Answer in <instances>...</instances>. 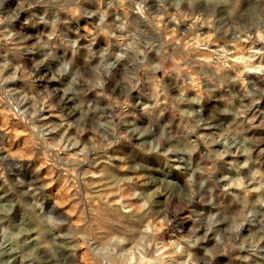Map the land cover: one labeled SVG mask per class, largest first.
Returning <instances> with one entry per match:
<instances>
[{"label":"clouds","instance_id":"obj_1","mask_svg":"<svg viewBox=\"0 0 264 264\" xmlns=\"http://www.w3.org/2000/svg\"><path fill=\"white\" fill-rule=\"evenodd\" d=\"M85 2L0 0V115H8L9 123L15 121L23 127L31 140L30 150L16 151L23 136L17 135L10 142L0 132V179L8 178L6 163L15 165L14 178L30 182L34 195L44 194L43 202L36 207L42 211L47 207L45 220L52 230V238L47 241L32 236L31 231L26 233L30 239L23 243L19 235H8L7 248L0 233V264H81V253L91 264H163L175 257H183L180 264H264V223L257 226L250 219L255 215L264 218V213L255 208L242 211L227 229L228 239L216 235L214 241L208 238L211 226L197 236L200 230L194 229L188 219L192 210L207 211L206 205L196 200L193 176L181 174L187 160L197 159L202 150L195 140L205 139L203 132L188 129L192 146L183 149L162 145L159 137L145 141L143 132L131 139L128 133L134 129L122 131L116 115L104 119L100 105H93L91 100L86 104L74 101L69 96L79 83L78 73L66 75L71 59L52 65V72L46 66L52 53L41 56L34 51L40 43L39 34L49 41L54 39L61 14L78 18L63 21L70 29L79 28V33H69L74 37L73 49L83 43L76 37L83 35L81 26L85 23L98 48H105V37L114 38L119 32L125 44L123 51H117L116 60H125L131 53L135 68L121 79L123 97L106 107L113 113L119 109L120 113L139 114V105L149 107L147 97L141 95L147 91L148 74L161 75L165 57L175 51L171 47L174 43L189 58L190 67L182 71L190 72L193 80L199 78L200 88L208 93L207 97L192 96L197 101L196 110L205 116L213 108L221 112L224 128L215 129L218 136L213 143L220 145L215 159L230 164L239 160L234 176L227 172L220 176L222 182L227 181L224 191L234 188L261 193L264 167L252 166L264 157V0H107L106 4L100 0L99 7L89 4V10L82 12ZM129 5L123 16L114 17L115 24L110 22L111 10ZM38 7L44 11L36 12ZM50 8L53 20L46 31L44 18ZM34 17L39 18L35 23ZM166 27L170 28L167 33ZM100 56L95 79L85 82L103 95L106 81L101 66L107 69L116 65H104L103 51ZM149 56L158 59L149 62ZM173 62L183 65L185 60ZM222 97H229L228 106ZM73 108L75 111L68 114ZM90 113L97 114L91 123L87 119ZM126 118L131 120L132 116ZM139 123H146V117ZM129 154L132 159H128ZM41 159L46 162L43 166L39 164ZM250 167L247 176L242 174ZM49 168L52 174L46 176ZM145 171L152 176L168 172L169 179L179 184L186 180L191 205L176 204L152 219L153 197L142 196L135 186ZM197 171L206 177L199 181L204 187L211 178L208 169ZM62 181L70 199L59 204L54 194ZM154 187L145 185L144 191L151 193ZM93 200L98 203L90 211ZM257 203L264 208V198ZM72 205L74 211L67 212ZM77 217L80 222L73 223ZM129 217H140L141 222L130 228ZM182 232L191 235H180ZM161 236L172 243L161 245Z\"/></svg>","mask_w":264,"mask_h":264},{"label":"rangeland","instance_id":"obj_2","mask_svg":"<svg viewBox=\"0 0 264 264\" xmlns=\"http://www.w3.org/2000/svg\"><path fill=\"white\" fill-rule=\"evenodd\" d=\"M106 4L107 0H103ZM89 4L100 6V0H87L81 6V11L89 10ZM130 5L125 8H117L111 10L109 17L110 22L116 23L114 17L116 15L123 16L130 9ZM44 11L43 8L38 7L36 12ZM39 18L34 17L35 23ZM65 19L73 20L78 19L72 15L65 16L61 14L60 23H58L55 29V37L49 41L47 36L43 33L39 34L41 39L40 43L36 46L34 51L39 55H46L49 52L52 55L46 62V66L50 68L52 72L55 70L51 68L52 65H59L65 60H72L70 65V71L67 76L76 75L79 83L73 86V91L69 93V96L74 101H80L87 103L89 100L93 105H100L99 112L104 119H107L109 115H116L117 122L121 125L122 131L128 129H134L129 132L128 135L131 139H136L141 132L144 133L143 139L148 141L150 139L160 138L162 145H175L178 148H188L192 146L191 133L188 131L190 128H195L197 133L203 132L205 139H196L195 143L200 145L202 150L197 153V159H188L181 170V174L187 177L189 174L193 176L192 187L196 190V200L206 205L207 211H201L199 209L192 210L190 219L192 227L199 229L196 235H201L205 230L211 226V234L209 239H215L216 235H220L222 239H228L229 233L227 229L232 224L233 220L242 211L255 208L260 213H264V208L257 203L260 199L264 198V192L255 193L247 190L240 191L234 188L224 191L223 185L227 181H221L220 176L227 172L229 175H235V169L238 167L239 160H235L230 164L228 160H216L215 153L219 150L220 145L214 144L218 132L215 129L224 128V122L221 118V112L218 108L208 110V115L205 116L201 112L197 111V101L192 99V96L207 97L208 93L200 88V80L197 78L193 80L191 73L182 71L190 67L188 64L187 54L180 48H177L173 43L172 48L175 49L171 55H167L164 59V67L161 75L157 76L155 73L148 74L147 91L141 92L148 99V108H143V105H139L140 113H120L119 109L115 113L106 105L114 103L117 99L123 97L124 89L121 84V79L126 72L133 71L135 68L133 56L131 53H127L125 60L117 61V51H123L125 40L122 38V34L115 33L114 38L105 37V48H98L92 41L93 37L89 33L91 29L88 27V23H85L81 27L84 29L83 35L76 38L83 41L75 49L72 47V35L70 32L79 33V28L70 29L63 22ZM95 19V18H94ZM44 27L47 31L53 20V9L48 10V15L44 18ZM94 22V20H93ZM114 31V28L112 29ZM170 30L169 27L165 28L167 33ZM99 30L97 29V32ZM36 36H33V40ZM47 44V47L44 45ZM106 49V50H105ZM104 52L103 64L107 65L109 62H113L116 66L112 68H103L101 66V72L104 73L103 79L106 81L103 95L99 94V90L93 91L92 86L88 85L85 81L88 79H95V69L98 62L101 59V52ZM73 53L70 57L68 54ZM185 60L183 65L174 64V59ZM158 58L155 56H149V62H153ZM175 69V71H173ZM167 76L168 80L165 81L164 77ZM64 79V77H62ZM92 92L91 97L89 93ZM180 92H184L185 95L181 96ZM111 97V99H109ZM225 106H228L229 97L221 98ZM202 102V101H201ZM3 110L0 109V112ZM75 111V108L69 109L68 114ZM193 113L191 116L189 113ZM51 115H58L52 113ZM96 113H90L87 117L89 123L96 119ZM127 115H131L132 119L128 120ZM121 117H125L121 119ZM141 117H146V123H139ZM10 117L8 115H0V132H3L8 136L10 142H14L17 135H22L23 139L20 144L17 145L16 151H23L24 149L31 148V140L26 135V130L23 127L17 126V123L13 121L9 123ZM206 128H211L213 131L206 132ZM11 147V143L7 145ZM139 149V145L133 146ZM30 154V152H29ZM132 155L129 154L128 159H132ZM259 163L252 167H264V157L258 158ZM46 162L39 160L40 166H43ZM8 173L7 179H0V233L5 237L6 248L10 245L7 242V236L19 235L20 243L24 240L30 239L26 233L31 231L32 236L37 237L41 241H47L52 238V230L46 223L45 217L48 214V209L44 206L43 211L36 207V203H42L44 200V194L42 192L34 195V189L29 188L30 182H20L15 179V165L6 163L4 165ZM207 168L208 175L211 177L207 179L204 187H200L199 181L206 178L202 176L197 169ZM250 169L242 170V174L248 175ZM52 169L46 170L45 175H51ZM68 176L64 174V180H67ZM145 185H154L151 193L144 191ZM140 191L142 196L153 197V213L152 219L156 216L162 215L176 204H188L191 205V201L188 199L190 188L187 181L184 184H179L169 179V173L164 172L161 176H152L147 171L143 172L137 180L135 185ZM71 187V186H69ZM209 189H214L210 193ZM68 188L64 187L63 181L57 187L55 192L56 202L59 204L67 203L70 197H68ZM84 195L87 197L89 192L85 188ZM163 196L164 199L160 200L159 197ZM98 201L93 200L89 206L90 211H94L92 205H96ZM103 209V205H101ZM67 212L72 213L74 211V205L66 209ZM254 223H264V218L259 215H255L252 218ZM79 217L73 221V223H79ZM141 222L140 217H129L128 226L134 227L137 223ZM169 236L179 239L174 233H168ZM180 235H191V233H180ZM35 242V241H34ZM161 245L171 244L172 241H164L161 236L159 239ZM31 246V245H29ZM183 257L169 258L163 261V264H180ZM81 264H91V261L86 257L85 253H81Z\"/></svg>","mask_w":264,"mask_h":264}]
</instances>
